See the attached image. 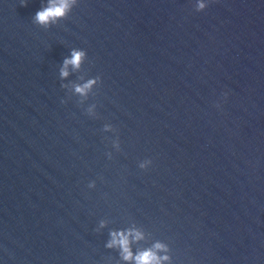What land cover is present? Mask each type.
Returning a JSON list of instances; mask_svg holds the SVG:
<instances>
[{"label": "water", "instance_id": "95a60500", "mask_svg": "<svg viewBox=\"0 0 264 264\" xmlns=\"http://www.w3.org/2000/svg\"><path fill=\"white\" fill-rule=\"evenodd\" d=\"M200 2L42 26L48 0H0V264H136L129 229L162 264H264V0Z\"/></svg>", "mask_w": 264, "mask_h": 264}, {"label": "clouds", "instance_id": "9594fccd", "mask_svg": "<svg viewBox=\"0 0 264 264\" xmlns=\"http://www.w3.org/2000/svg\"><path fill=\"white\" fill-rule=\"evenodd\" d=\"M76 0H48L46 7L38 11L35 14L34 20L36 23L42 26H48L52 23H56L59 19L65 18L68 12L71 10L72 5ZM27 2L24 3V6ZM207 7L205 3L201 2L198 5V11L203 10ZM86 53L83 51L74 50L71 54V58H66L64 60V67L61 69V76L67 77L69 75L68 67L72 66L79 69L82 61L85 59ZM96 83L95 80H89L87 83L81 85H76L75 91L81 95H86L87 92ZM225 95H227L225 93ZM145 165L142 164L141 167ZM103 226V224L101 225ZM112 239L108 243V247H118L121 249L122 258L125 261H135L136 264H162V261L169 259L168 256L160 257L156 250H166L165 245L157 243L154 247L156 250L147 249L139 252L138 254H133L131 250L132 240L139 241L143 239V233L135 229H129L127 232H112Z\"/></svg>", "mask_w": 264, "mask_h": 264}]
</instances>
